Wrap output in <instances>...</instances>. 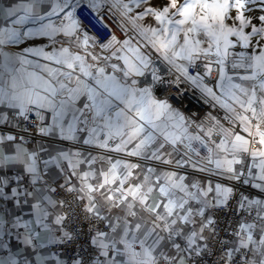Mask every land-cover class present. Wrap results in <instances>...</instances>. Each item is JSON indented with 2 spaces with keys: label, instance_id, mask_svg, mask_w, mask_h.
<instances>
[{
  "label": "snow or ice",
  "instance_id": "6c2138e0",
  "mask_svg": "<svg viewBox=\"0 0 264 264\" xmlns=\"http://www.w3.org/2000/svg\"><path fill=\"white\" fill-rule=\"evenodd\" d=\"M0 21V204L35 217L0 208V264H264V0H20ZM185 84L215 113L173 105ZM32 112L80 147L24 148L7 125Z\"/></svg>",
  "mask_w": 264,
  "mask_h": 264
},
{
  "label": "crops",
  "instance_id": "0c3cea01",
  "mask_svg": "<svg viewBox=\"0 0 264 264\" xmlns=\"http://www.w3.org/2000/svg\"><path fill=\"white\" fill-rule=\"evenodd\" d=\"M17 2H20V0H0V4H2L4 6L11 5V4L17 3ZM0 26H3V22L2 21H0ZM118 32L121 34L120 30ZM123 38L124 37L121 36L119 39H123ZM37 39H46V38H37ZM133 44H135V41H133ZM11 50L12 51H18L19 48L17 46H11ZM162 66L163 65H159V67H162ZM162 93L163 92L160 89V91L157 93V95L160 96V98H164ZM0 107H3V106H0ZM30 114L35 116V112H32ZM20 119H22V118L17 117V121L20 120ZM15 124H18V123L16 121H13L9 125H15ZM45 124L46 125H50L51 124L50 115L46 118ZM46 139H47L46 141L37 142V143H34V144H25V143H22V142H20V144L24 148L28 149L29 151H31L32 149H39V146H40L41 143L44 144L46 149H49V150L59 149V150H63V151H66V152L76 151L77 148L80 147L79 144L77 142H75V141L61 140V138L59 137L58 134L55 137H50V138H46ZM80 150L82 151L83 149L81 148ZM56 155H57L56 151H53L52 156H47L45 153H41V157H42V159L40 161L41 168H43V160L44 159H49L50 160ZM93 155H95V153H93ZM62 163L65 164V165L67 164L66 161H64ZM49 167L50 168H54L55 165H50ZM84 168L87 169V165H84ZM57 171H59V169H57ZM16 175H17V173L15 171H13L12 174L9 176V179L12 180L11 187H15L16 186V181H15V176ZM22 175H27V174H22ZM20 187H21V189H23V187H24L23 182H21ZM9 195H11L10 192H9ZM20 199H21V207H19V208H17L15 204H13L12 206H9L7 203L0 204V208H3L7 213H11L13 211V208H16V211L19 212V215L22 218V222L24 220H33V219H35V217L33 215V210L31 209L30 205H28L26 203H23V198L22 197ZM21 208H22V210H21ZM15 218H16L15 216L12 217L13 220H15ZM47 222L48 221H46V223ZM6 226L7 227H11L10 224H8ZM51 227L55 228L57 226L53 224V225H51ZM17 231L23 233L24 230L22 228L13 229L14 233L17 232ZM8 242L11 243L12 241L9 240ZM17 242H19V241H17ZM22 250H23V245L21 246L20 251H22ZM5 254H6V250H0V257H3ZM40 254L41 255H46V256H49V257L53 256L51 253L46 252L43 249L40 250ZM17 259L21 260L22 257L21 256H17ZM34 259H35V257H32L33 261H34ZM46 264H56V261L49 259V260L46 261Z\"/></svg>",
  "mask_w": 264,
  "mask_h": 264
},
{
  "label": "built area",
  "instance_id": "2783aa9c",
  "mask_svg": "<svg viewBox=\"0 0 264 264\" xmlns=\"http://www.w3.org/2000/svg\"><path fill=\"white\" fill-rule=\"evenodd\" d=\"M81 15H84L83 13ZM92 14H88V18L85 19V25L92 31L96 32L97 28L99 27L96 24V21L91 18ZM113 21H119V17L116 15L112 16ZM107 22V21H106ZM111 26V25H110ZM113 31L118 37L117 32L119 29L113 28ZM119 38V37H118ZM163 68V66L161 67ZM167 87V84L161 87L163 97H167L169 93L165 92L163 89ZM184 88L188 89L186 96L181 97H175L172 98V103L177 108H180L181 111H183L186 115H197L201 118H203L205 115H207L209 112L215 113L217 109L211 108L210 105L203 101V99L200 97L199 90L194 89V86L185 84L183 86ZM195 93V94H194ZM35 116L32 114H29V121L25 122L24 124H15V125H7L8 128L12 129L11 133L15 135L16 133H25L26 129H29V131L24 135L22 139H19V142L25 143V144H34L37 142L46 141L47 139H41L39 133H33L30 131V128L34 126ZM257 148L256 144L252 145V150L255 151ZM49 248L53 249V251L49 252L53 256L62 257V253L57 252L55 249L57 246L55 245H49Z\"/></svg>",
  "mask_w": 264,
  "mask_h": 264
},
{
  "label": "rangeland",
  "instance_id": "374dc122",
  "mask_svg": "<svg viewBox=\"0 0 264 264\" xmlns=\"http://www.w3.org/2000/svg\"><path fill=\"white\" fill-rule=\"evenodd\" d=\"M117 34H118V37H119V38L122 36L119 32H117Z\"/></svg>",
  "mask_w": 264,
  "mask_h": 264
}]
</instances>
